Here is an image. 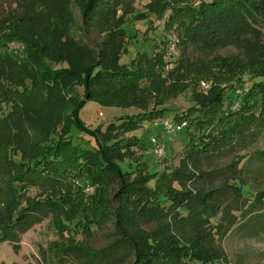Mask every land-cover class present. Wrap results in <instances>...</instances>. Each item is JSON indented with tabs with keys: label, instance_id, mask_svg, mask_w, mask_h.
Listing matches in <instances>:
<instances>
[{
	"label": "trees",
	"instance_id": "16d2710c",
	"mask_svg": "<svg viewBox=\"0 0 264 264\" xmlns=\"http://www.w3.org/2000/svg\"><path fill=\"white\" fill-rule=\"evenodd\" d=\"M104 1L87 0L82 5L84 24L109 12L113 4ZM197 1L152 0L148 14L163 20L164 30L176 33L185 53L189 48L204 53L234 46L243 59L218 56L193 62L185 56L169 61L165 41L161 50L142 54L129 66L119 63L117 48L102 50L94 63H88L91 53L73 49L66 39L68 0H20L16 12L0 15V48L11 43L23 48V58L0 51L1 242L17 250L20 235L51 216L59 234V241L50 244L56 264L73 255L88 263L124 262L130 255L133 264L226 263L223 251L213 246L210 219L221 211L224 190L242 196L247 193L245 184L239 181V186L222 184L203 191L186 189L182 179L190 176L189 168L198 169L202 159L233 147L251 129L264 128V43L256 28L257 18H264V0H212L196 5ZM63 63L68 67L51 66ZM246 75L256 80L244 81ZM201 82L210 83L206 94L199 90ZM189 89L194 106L167 119L184 122L182 131L194 130L187 134L179 167L172 171L149 172L142 154L136 155L145 147L137 138L125 136L143 123L162 119L163 110L118 118L104 131H90L78 119L88 101L106 108L142 102L146 110L152 96H161L158 104H162ZM239 90L246 92L240 95ZM139 97L143 100H136ZM233 101L240 102L235 109ZM38 110L46 112L43 124L31 114ZM76 128L81 135L74 137ZM83 136L93 141L94 149L79 146ZM236 164L232 161L230 168L235 170ZM112 183L117 186L113 196L117 239L100 250L75 242L73 232L91 234L97 219L107 218V190ZM87 186L94 191L89 196L84 194ZM29 188L42 190V196H28ZM263 197L260 193L257 202ZM246 217L256 227L262 221L264 227V208ZM140 222L156 226L150 231L134 227ZM236 223V217L229 215L228 227Z\"/></svg>",
	"mask_w": 264,
	"mask_h": 264
},
{
	"label": "rangeland",
	"instance_id": "374dc122",
	"mask_svg": "<svg viewBox=\"0 0 264 264\" xmlns=\"http://www.w3.org/2000/svg\"><path fill=\"white\" fill-rule=\"evenodd\" d=\"M20 0H0V15H6L8 12H16L17 4ZM152 0H105L110 2L112 7L107 8L109 12L101 16L95 17L90 23L84 24L82 15V5L87 0H68L67 3V36L69 43L73 49L84 48L91 53V60L88 63H94L99 53L104 50L117 48L120 52V61L122 65L129 66L130 63L142 54L153 55L157 49H162L165 41L173 35V31L164 30V21L157 20L152 14H148L147 4ZM210 2L212 0H198ZM105 9V7H104ZM103 9V10H104ZM113 11H110L112 10ZM256 28L261 36L260 42L264 43V18H257ZM72 49V50H73ZM1 52L7 51L18 54V58H23V48L19 43H11L7 48H0ZM240 56L241 50L234 46L220 48L210 52L200 53L192 48L187 52L183 51L180 45L175 48L174 61H181L187 56L193 62H205L214 57ZM169 57V55H167ZM166 57V58H167ZM171 61L170 58H167ZM45 62H49L45 60ZM53 69L67 68V64L61 65L51 64ZM244 81L254 82L256 79L251 75H246ZM205 85H199L201 93L206 94L210 87V83L201 82ZM228 90V89H227ZM78 91L82 93V88ZM230 91V90H228ZM243 90H239L237 94L242 95ZM158 97V98H157ZM149 98L147 108L144 110L143 103L130 106L127 108H106L101 107L96 102H85L79 110L78 119L84 128L90 131H104L105 126L111 122L116 123L118 118H130L144 112L152 110H163L164 116L153 122L143 123L141 128L135 132L126 134V137H135L140 144L145 147L144 151H137L136 155L142 154L143 161L148 166L149 172L172 171L179 167L180 159L184 145L188 140L187 134L193 133V128L174 135L162 137V129L159 126L160 121L164 119H173L175 116H181L189 108L194 106L191 91L186 90L181 95H175L174 98L166 99L162 104H158L159 96ZM141 100L142 97L136 98ZM143 100V99H142ZM140 103V102H138ZM233 108H237L239 101H233ZM33 116L40 122L44 123L47 119L46 112L38 110L32 112ZM247 137L238 141L233 147L226 149L216 156H210L202 159L198 169L189 168L187 173L190 176L182 179V183L186 189L191 190H214L227 184L228 186H239L243 182L247 193L238 196L236 193L224 190L220 199L221 211L214 218L210 219L213 228V246L223 251L226 257V263L219 262L217 264H264V227L261 222L256 224L250 219H243V216L254 210L264 208V197L261 202H257L259 194L264 195V128L251 129ZM81 130L73 129L72 136L81 135ZM155 137L165 144V153L162 159H155L151 153L152 145L150 139ZM57 139V135L52 137ZM78 140V139H77ZM79 146L86 149H94L91 139L83 136L78 140ZM232 161L237 162L236 169L230 168ZM126 164L132 166L130 159H125ZM197 176L193 178L192 176ZM237 178V179H236ZM81 182H74L75 185ZM183 185V184H182ZM153 187V182L148 184ZM178 184H174L176 189L180 190ZM117 190L115 183L108 186V216L106 219H97V222L91 228V234L84 235L81 232H73L71 236L75 242L84 244L92 249L100 250L109 246L115 239V217L114 210L116 203L113 196ZM41 191L35 188H29L28 196H42ZM84 189V194L89 196L93 194ZM253 204V205H252ZM164 205H168L167 203ZM230 207V212L226 208ZM0 208H2V194L0 192ZM226 208V209H225ZM185 215V212H182ZM229 215L235 216L236 225L228 227ZM260 218H256L259 220ZM52 217L48 216L40 223L20 235L17 243V250L8 242L0 241V264H56L54 254L50 251V244L59 241V234L51 224ZM219 225L220 228L215 229L214 226ZM155 223L140 222L134 225L138 229L153 230ZM226 226L230 228L228 231ZM226 229V232L224 230ZM256 229L257 231H254ZM252 231H254L252 233ZM67 233L63 232L62 237L66 238ZM60 264H133V256L130 255L124 262L111 263L106 259L96 260L95 263H88L81 256H68L63 259Z\"/></svg>",
	"mask_w": 264,
	"mask_h": 264
},
{
	"label": "built area",
	"instance_id": "2783aa9c",
	"mask_svg": "<svg viewBox=\"0 0 264 264\" xmlns=\"http://www.w3.org/2000/svg\"><path fill=\"white\" fill-rule=\"evenodd\" d=\"M178 45V38L176 35H173L168 40V45L166 48V56L169 55L171 61H174L176 59L175 57V48ZM203 86V89H205V85L201 83ZM160 128L162 129V133L164 135H173L177 132H181L186 127V124L184 122L178 123V122H171L169 120H162L159 123ZM150 143L152 145L151 153L154 156L155 159H162L165 153L164 146L160 143L159 139L152 137L150 139ZM87 192H92L93 187L87 186L86 187Z\"/></svg>",
	"mask_w": 264,
	"mask_h": 264
}]
</instances>
